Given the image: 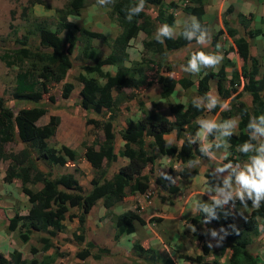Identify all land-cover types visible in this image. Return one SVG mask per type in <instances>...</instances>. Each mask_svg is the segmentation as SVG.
<instances>
[{
    "label": "trees",
    "instance_id": "16d2710c",
    "mask_svg": "<svg viewBox=\"0 0 264 264\" xmlns=\"http://www.w3.org/2000/svg\"><path fill=\"white\" fill-rule=\"evenodd\" d=\"M86 1L69 0L63 8H56L60 20L53 28L44 22H37L35 26L38 44L34 47L22 45L0 54L6 66L17 67L12 98L24 102V105L14 112L12 105L0 97V160H9L3 180L10 183L18 179L21 190L30 204L25 212L16 211L8 218L6 229L10 232L17 230L23 242L28 241L32 234H37L38 241L42 243L41 250L46 251L52 246L51 240L55 238V232L64 230L67 210L70 207H78L80 212L75 216L78 219L79 232L75 237L83 245L76 251V256L82 259L87 256L99 258L111 253L108 248L95 247L92 241L87 240L86 214L98 201L106 209H111L127 195L144 193L154 175L157 158L154 149L161 155L173 156L184 164L190 159L204 157L196 143L191 145L187 143L184 139L185 133L194 134L198 128L196 120L207 113H214L219 115L221 120L229 117L239 120L237 130L230 138H226L232 153L228 159L239 162L248 156L236 151V146L249 138L246 129L249 118L264 114V74L260 75V69L264 68V65L260 57L251 52L252 39L264 35V31L260 26H251V14L247 16L239 11L233 20L223 18L225 29L219 31L231 39L230 45L221 50L224 59L215 68H202L199 78L194 80L191 76L171 75L172 68L168 55L171 51L195 41L185 40L180 35L166 38L163 43H158L153 38L160 23L173 25V13L166 12L168 8H174L173 1L164 8L165 0H145L144 10L129 21L125 18L126 10L137 0H114L111 4V15L119 25L120 32L109 43L111 49L106 55H101L92 43L95 37H104L101 32L83 27L81 34L76 35L73 24L68 20V15L78 14ZM185 1L181 0L182 3ZM34 3L35 0H29L30 6ZM227 9L229 12L233 7L229 6ZM147 10L154 12V16L148 14ZM183 11L196 17L208 30L209 25L203 19L204 0H187ZM140 32L144 34L141 40L140 60L128 65L126 64L129 59L128 46ZM211 43L214 46L216 38H213ZM75 49L76 54L73 58L72 53ZM232 53L240 58V66L237 67L230 57ZM106 65L112 66L114 70L105 68ZM75 66L78 68L75 78L80 88L79 99L74 103V107L84 115L86 124H91L95 129L104 132L102 138H95L92 144L83 143V155L96 171L90 179L91 187L87 191H82L73 174L62 173L54 177L50 169L41 167L42 160L61 166L80 156L65 144L59 147L48 144L47 139L54 135L59 123L58 116H52L45 124L36 123L39 116L57 101L50 93L52 85L62 82L60 96L63 98L70 96L75 86L66 79ZM146 69H154L153 78H147ZM194 84H196V97L203 96L213 87L220 101L230 104V110L224 111L219 105L211 111L204 108L197 109L191 103L194 97H189L185 102H169L168 111L171 117L153 110L137 119L127 118L125 125L118 129L123 143L119 149H115L116 141L110 124L121 112L122 106L126 108V101L135 99L141 105L140 93L144 87L158 86L160 96L167 99L177 86L182 90H188ZM45 95L47 99L44 98ZM246 97H249L248 102L245 100ZM90 114H108V116L98 120L89 117ZM172 132L176 139L184 141L182 146L180 142L165 147V136ZM208 139L211 141L213 137L209 136ZM9 142H19L22 148L16 152L6 151L5 144ZM119 156L125 158L126 162L116 171L111 172V165ZM210 172L211 170H207L204 175L209 179V183H212ZM192 173H197V169H193ZM153 181L160 190L167 193L174 194L179 190L175 182L162 175L155 177ZM37 182L42 184L41 188L34 190L29 186ZM235 201L243 206L238 199ZM246 208L249 209V214L243 219L239 228L230 234L219 232L223 235V240L218 246L219 255L223 257L226 251H229V255L223 259L224 262L219 258L204 259L202 254L208 250L204 244H202L203 253L196 255L182 253L178 257L192 260L196 264H260L261 258L252 254L247 245L252 235L260 232L259 219L264 220V203L260 208H254L249 200ZM198 214L203 219L205 214L202 212ZM219 214L220 209H217V215ZM217 219L210 221L217 222ZM111 220L115 225L116 240L122 234L133 233L136 221L140 224L145 222L141 214L132 210L112 212ZM190 221L196 223L197 220L191 218ZM131 247L140 255L153 249L151 246L144 247L138 240H132ZM30 251L33 253L37 249L32 246ZM142 257L143 261L149 264H156L158 261L154 254ZM37 262L36 258L24 257L18 249H13L9 255L0 251V264H37ZM40 264H49V259H42ZM160 264H175V260L172 256L166 255Z\"/></svg>",
    "mask_w": 264,
    "mask_h": 264
},
{
    "label": "rangeland",
    "instance_id": "374dc122",
    "mask_svg": "<svg viewBox=\"0 0 264 264\" xmlns=\"http://www.w3.org/2000/svg\"><path fill=\"white\" fill-rule=\"evenodd\" d=\"M68 1L69 0H42V2H39V0H35L36 3L30 6L29 0H0V54L6 50L9 51L12 48L22 45L34 47L38 44L35 24L37 22H44L51 28L55 27L56 23L60 20L56 8H63ZM171 1L175 3V6L174 8H168L166 12L173 13L174 23L171 26L174 30L173 37H175L180 32L183 21L193 16L183 11V7L187 2L182 3L181 0H165L164 8H166ZM204 3L207 8L204 12L203 19L209 25L208 33L211 39L204 44L193 42L169 53L168 61L172 68L171 75L174 77L185 75L191 76L194 80H197L201 74L200 72L191 74L184 72L182 69V65L186 63L191 52L202 48L206 53L219 51L221 53V50H223L222 48H227L230 45L231 39L227 37L225 33L219 31L225 29L223 18L233 20L237 12L244 10L246 11L245 15L249 16L251 14V26H260L264 31V14L259 16L251 12H260L259 9H264V0H204ZM229 6H232L233 9L228 12L227 8ZM146 12L154 16V12L150 10ZM68 20L73 24L76 35L81 34V28L83 27L101 32V34L104 35V37H95L92 42L93 45L98 48L101 55H106L110 52L111 46L109 43H111L120 32L119 25L111 15V4L100 7L96 4V0H87L78 14L68 15ZM161 24L162 23H160V25ZM63 33L64 32H62V34ZM23 36H27V38H23ZM143 38L144 34L140 32L136 38L130 41V45L128 46L129 59L126 61V64L130 65L131 62L134 63L140 60V53L142 50L141 40ZM213 38H216V44L214 46L211 43ZM251 52L257 57H260L264 65V35L252 39ZM75 54L76 49L72 53L73 58H75ZM230 57L233 58L237 67L240 66L241 60L237 54L232 53ZM105 68H110L112 71L114 70V68L109 65H106ZM153 70L154 69H146L147 78H153ZM16 71V66H6L0 58V97H3L6 103L12 105L14 112L18 110V107L24 105V102L12 98ZM77 72L78 68L75 66L70 70L67 76L66 80L72 82L75 86L68 98L60 96L62 82L52 85L50 93L57 101L50 106L46 112L39 116L36 123L38 125L45 124L49 122L52 116H58L59 123L54 135L47 139L48 144L56 147L65 144L73 148L80 156V158L68 161L61 166L55 165L47 160H42L41 167L50 169L54 177L62 173L73 174L80 184L82 191H87L91 187L90 179L96 174V171L83 155V143L86 145L92 144L95 138H102L104 132L101 129H95L91 124H86L84 115L74 107V103L79 99L78 91L80 88V84L75 78ZM262 74H264V68L260 69V75ZM195 89L196 84L188 90H182L181 87L177 86L176 90L165 99L160 96V89L156 85L142 88L140 93L142 104L139 105L135 99L126 101V108L122 106L121 112L110 124L111 132L114 134L116 141L115 149H119L123 143L118 129L125 125L127 118L137 119L144 113L153 110H158L171 117L168 111L169 102H185L189 97H196ZM208 93L216 95V91L213 87L210 88ZM44 98L47 99V95H45ZM245 100L248 102L249 97H246ZM214 115L216 114L207 113L202 118L214 120ZM107 116L108 114L89 115V117L98 120H103L107 118ZM168 138L173 139L174 144H179L181 142L180 139H176L173 132L168 134ZM21 148L22 144L19 142H9L5 144L6 151L16 152ZM153 151L157 154L153 172L154 175L149 183L148 189L144 193L137 192L133 195H127L111 209H106L102 206L101 202L98 201L86 214L85 233L87 240L92 241L95 247L101 246L108 248L111 253L110 255L101 256L99 258L87 256L84 259L76 256V251L83 245V243L75 237V234L79 232L78 219L77 216H75L80 212L78 207H70L67 210L64 220V230L55 232V238L51 240L52 246L46 251L41 250L42 243L38 241L37 234H32L28 241L23 242L20 240L17 230L16 232H10L6 229V223L8 222L7 218L11 217L16 211L20 213L25 212L30 204L27 201V196L21 190V183L18 179H14L10 183L3 180V175L5 169L9 165V160H0V251L9 255V252L13 249H18L22 252L24 257L28 259L36 258L38 260L37 264H40L42 259H49V264H57L58 262L62 264H149L143 261L142 256L150 254H154L158 259L156 264H160L166 255H156L154 249L140 255L138 251L132 250L131 246L132 240H142L141 237H143L144 232L148 230L145 226L148 223L154 228L162 225L160 223H164L162 225L165 228L164 230L170 231L171 226H175V223L164 222L162 219L164 217L161 218L157 215L166 214L169 216H177L179 220L178 223H176L180 228L179 230L182 229L185 231V233L181 232L177 234V237H179L177 243L181 246H179L175 253L173 252L174 254L172 253L177 264L194 263L192 260L181 259L178 255L182 253L189 255L203 253L202 244L208 247L206 241L209 239L213 241V247H208L207 252L202 254L203 258L206 260H211L213 258L224 259L225 257L219 255L220 252L218 246L215 244V238H211L206 234L207 230L216 229L219 233L223 228L224 233L230 234L233 230L241 226L243 219L249 214V209L238 205L236 201H229L223 208H220L217 222L209 221L205 223L198 212L189 210L190 205L188 203L192 198H200L201 200L209 199L208 193H202L205 187L204 181L206 180L204 173L225 162L221 159L222 150L213 149V155L198 158L201 163L196 168L192 169L187 168V164L178 161L173 156L161 155L156 149ZM246 160L247 158L239 162ZM125 162L126 159L119 156L117 161L112 163L111 172L116 171L118 167ZM181 169L184 170L181 171ZM193 169H197V173H192ZM144 172H146V169H144ZM161 173H167L172 177V182L174 181L179 187L177 192L174 194L167 193L166 191L160 190L154 184L153 180L155 177L160 176ZM29 186L36 190L41 188L42 184L37 182ZM126 210H132L135 213L141 214L145 222L140 224L136 221L134 223L135 233L133 232L129 235L122 234L119 239L116 240L114 239L115 225L111 220V213H120ZM191 218H195L197 220L196 223H192V221H190ZM259 224L260 232L257 235H252V239L247 245V248L253 254L259 255L262 258L261 264H264V220L259 219ZM193 226L195 227V231H193ZM183 233L185 234L184 237L182 236ZM148 240L150 241L151 238H148ZM145 241L147 242L146 239ZM146 245L147 244H145V246ZM32 246H34L37 251L32 253L30 251ZM149 246L151 245H148V247Z\"/></svg>",
    "mask_w": 264,
    "mask_h": 264
},
{
    "label": "clouds",
    "instance_id": "9594fccd",
    "mask_svg": "<svg viewBox=\"0 0 264 264\" xmlns=\"http://www.w3.org/2000/svg\"><path fill=\"white\" fill-rule=\"evenodd\" d=\"M113 2L114 0H96V4L100 7L108 6ZM144 5L145 0H137V2L130 4L126 10L125 18L131 21L134 16L144 10ZM173 31L172 26L163 23L156 28L153 38L156 42L163 43L166 38H173ZM178 35L188 41L194 40L198 44H204L211 39L207 28L194 16L183 21L182 30ZM223 59V55L219 52L206 53L203 50H197L191 52L186 63L182 65V69L186 73L196 74L202 68H215ZM191 103L197 109L204 108L208 111H211L218 105L224 111L230 110L231 107L228 102H221L217 95L211 93L194 97ZM196 124L198 128L194 134L185 133L184 139L187 143L189 145L196 143L199 152L204 156L213 155V149H221V159L226 162L217 165L211 170L209 175L213 178L212 183H209V179L204 181L205 187L202 193H208L209 199L207 201L200 198L190 199L188 201L190 205L189 210L204 213L203 222L207 223L211 219L218 218L217 209L223 208L229 201H235L236 199L245 208L249 200L254 208H260L262 203H264V114L249 118L246 125L249 138L236 146V151L248 154L247 160L243 162H233L228 159L232 153L229 150L230 143L226 138H230L235 132L239 124L238 119L230 118L217 121L199 118L196 120ZM209 136H212L213 140L209 141ZM253 141L256 143H253ZM173 144L174 140L168 139L165 142V147ZM183 144L184 141H181L180 146ZM200 163V159H190L186 167L189 169L196 168ZM183 170L181 169V171ZM160 175L170 181L172 180V177L167 173H161ZM193 231H195L194 226ZM220 232L223 233L224 229L222 228ZM206 234L211 238H215L217 246L221 244L223 235L219 234L216 229H208ZM206 242L209 248L213 247L211 239Z\"/></svg>",
    "mask_w": 264,
    "mask_h": 264
},
{
    "label": "crops",
    "instance_id": "0c3cea01",
    "mask_svg": "<svg viewBox=\"0 0 264 264\" xmlns=\"http://www.w3.org/2000/svg\"><path fill=\"white\" fill-rule=\"evenodd\" d=\"M206 8H207V6H205V10H206ZM259 10H260V12H258V11H251V12H253L256 15H259V16L261 15L262 16L264 14V9L262 8V9H259ZM241 12L243 14H245L246 11L242 10ZM232 118L237 119L235 117H232ZM214 120L221 121L220 116L217 115V114L214 115ZM165 139L167 141L168 139H171V138H168V134H167L165 136ZM122 162H124V161H122ZM157 215H159L161 218L164 217V218H162L164 222H173V223H175V226L174 225L171 226V230L170 231H165L164 230L165 229L164 226H162L164 223H160L162 225H159L157 228H154L153 226H151L150 223H148L147 225H145L146 229H148V230H146L144 232V234H143L144 236L141 237L142 238V240H141L142 243L141 244L144 247H148V245H151V247L154 249V252H155L156 255H159V254H161V255H170V256L173 257V254L175 253V251L179 248V246H181V245H178V243H177V240H179V237H177V234L181 233V232L185 233V231L182 230V229L179 230L180 228L177 225L179 219H177L178 218L177 216H175V215L174 216H169V215H166V214H164V215L163 214H157ZM165 224H167V223H165ZM136 230H137V228H136ZM135 232L136 231H134V233ZM184 233L182 235L183 237L185 235ZM148 238H151V240L149 241ZM145 239L147 240V242L145 241ZM145 244H147V245L145 246ZM228 255H229V252L226 251V254L223 257H226ZM174 260H175V258H174ZM220 261L223 262V259L221 258ZM175 264H177L176 261H175ZM190 264H196V263L194 262V263H190Z\"/></svg>",
    "mask_w": 264,
    "mask_h": 264
}]
</instances>
